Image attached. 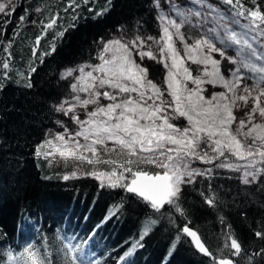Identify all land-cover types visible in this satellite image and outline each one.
Segmentation results:
<instances>
[{
    "label": "trees",
    "instance_id": "obj_1",
    "mask_svg": "<svg viewBox=\"0 0 264 264\" xmlns=\"http://www.w3.org/2000/svg\"><path fill=\"white\" fill-rule=\"evenodd\" d=\"M17 1L15 12L0 18V61L9 60L11 67L0 89V264H6V253L18 256L28 246L49 264H70L68 244L87 264H212L180 232L185 217L168 205L157 212L125 189L101 186L90 176L64 180L61 169L36 155L57 122L69 121L54 108L69 93L62 72L97 63L104 43L118 35L157 37L160 24L153 1ZM242 3L254 7L253 0ZM255 3L264 11V0ZM53 18L56 23L45 29ZM29 21L32 29L26 28ZM31 67L36 71L29 88ZM145 68L150 80L162 83L160 65L147 62ZM223 69L229 68L223 64ZM139 168L162 172L144 164ZM205 196H214V207ZM181 206L189 227L214 255H220L225 233L231 232L242 247L235 258L239 264H264V239L254 235L264 231V175L246 185L240 176L214 169L182 186Z\"/></svg>",
    "mask_w": 264,
    "mask_h": 264
},
{
    "label": "snow or ice",
    "instance_id": "obj_2",
    "mask_svg": "<svg viewBox=\"0 0 264 264\" xmlns=\"http://www.w3.org/2000/svg\"><path fill=\"white\" fill-rule=\"evenodd\" d=\"M153 3L161 25L159 38L137 35L127 42L108 41L98 54L100 63L65 71L63 78L72 77L75 81L70 84L73 95L54 108L65 116L70 115L77 129L69 132L65 127L64 132L54 138L58 143L43 141L37 146L36 155L47 159L58 152L65 161L110 165L108 172L91 173L101 180V186L106 180L107 186L121 187L135 194L157 212L168 205L185 217L180 232L190 237L196 249L209 257L212 264H239L235 259L242 252L238 240L231 232H226L223 248L218 250L220 255H214L198 232L189 227L181 196L182 186L195 183L197 176L212 174L211 168L193 167L197 161L241 173L242 183L246 185L264 175V11L255 0L253 8H247L242 0H223L233 10L229 14L209 4L208 0H194L199 7L187 9L167 0L173 13L169 15L161 9L160 0ZM10 7L11 11H6ZM14 11L13 0L0 2V13L10 16ZM19 19L23 21L25 17ZM55 23L53 18L44 28H52ZM185 26L198 32L191 43L182 30ZM39 42L40 37L36 44ZM177 42L182 48H177ZM229 49L235 55L228 56ZM135 56L141 61L147 58L163 64L166 69L164 89L148 79V69L137 63ZM222 60L235 65L227 78L220 69ZM189 61L198 66L195 76ZM0 69L3 70L0 71L2 89V81L10 78L9 60L0 61ZM35 71L34 67L29 70L26 84L29 88L32 87L31 73ZM246 72L252 74L248 77L254 81L251 85L244 83ZM205 85H219L224 91L206 97ZM90 105L93 107L88 111ZM78 110H83L86 119L80 118ZM237 111L242 112L239 118ZM180 118L186 121L184 126L172 122ZM57 123L64 127L62 121ZM109 142L113 147H108ZM46 147L53 148L54 152L41 151ZM101 152L126 158L123 162L103 160ZM85 153H91V158ZM140 164L154 165L162 172L150 174L141 170ZM69 178L63 177L64 180ZM214 201V196H205L209 206L214 207ZM254 235L264 239V231H256ZM67 249L71 254L70 264H87L73 254L75 246L68 244ZM224 249L228 250V255H224ZM6 257V264H49L47 258L31 246L18 256L8 252Z\"/></svg>",
    "mask_w": 264,
    "mask_h": 264
},
{
    "label": "rangeland",
    "instance_id": "obj_3",
    "mask_svg": "<svg viewBox=\"0 0 264 264\" xmlns=\"http://www.w3.org/2000/svg\"><path fill=\"white\" fill-rule=\"evenodd\" d=\"M0 2H7V0H0ZM16 2H18V1L17 0H13V4L14 5H15ZM173 2L176 3L180 8H184V9H187V8H198L199 7L198 5H195L194 0H173ZM208 3L212 4L214 7L218 8L220 11H222V12H224L226 14L232 13V11H233L231 8H227L225 6L226 4L223 3V0H208ZM160 7L165 13H167L169 15H173V13H171V11H170L169 4L167 3V0H160ZM152 8L156 12L157 17H158V10L155 8L153 2H152ZM6 11H11V7L6 9ZM14 12H12V14ZM39 14H40V10H37L35 12V16H38ZM4 16H5V14L0 13V18H2ZM13 23H19V20L16 19V17H13ZM244 23H245V21L243 19H241V24H244ZM159 24H160V22H159ZM32 26H33L32 25V21H29V22L26 23V28L32 29ZM186 29H188L190 31V35H187V36L190 37L189 43H191V39L196 38V36L198 35V32L195 29L189 28L188 26H185V29H182V30L185 31ZM160 34H161V25H160V29H159V34H158V36L156 38H159ZM134 38L135 37L128 38V37H125L124 35H118L116 37L111 38L109 41L119 39L122 42H127V41H130V40L134 39ZM148 43L151 44L152 42L149 41ZM176 46H177V48H182V45L179 42H177ZM153 51H155V47H153ZM226 54L228 56L235 55V53H234V51L232 49H229ZM181 55H183V52H181ZM216 58L220 59V57L218 55L216 56ZM135 59H136V62L139 63L142 67H145V64L147 62H152V63H155L157 65H160L161 69L164 71L165 75H164V79H163L162 83L159 84V86L161 87V89H164L166 87V85L164 83L165 76H166V69L164 68L163 64L157 63L156 61L149 60L147 58H145L144 60L141 61L138 56H135ZM98 63H100L99 60L95 64H98ZM95 64H93V65H95ZM188 64L191 67L192 74L194 76L197 75V67L198 66L195 65V64H191L190 61L188 62ZM223 64H226L227 67L229 68L227 71H225L223 69ZM78 67L79 66L73 67L71 69H75V68H78ZM234 67H235V65L229 63L227 60H222L221 61L220 69H221L222 74L225 75L226 78L230 76V73L234 69ZM65 71L62 72V74H61V79L64 80L65 82H67L68 85H69V93H68V95H67V97L65 99H71V96L73 94H72L71 89H70V84L75 82V81H74V79L72 77H68L67 79L63 78ZM74 75H79V73H74ZM251 75H252L251 73H247V72L245 73L246 79H245L244 83H247L248 85H251L254 82L252 79L248 78ZM148 79H149V76H148ZM189 87H192L190 82H189ZM205 89L206 90L204 92V95L206 97H209L212 93L224 91V89L221 86H219V85H217V86L205 85ZM82 95H84V94H82ZM165 96L167 98V93H165ZM102 103H107V101H102ZM92 107L93 106L90 105L89 108H88V111H91ZM59 113H61V112H59ZM78 113H79L80 118L82 120L86 119V116H85L83 110H78ZM61 114L64 115L63 113H61ZM236 114H237L238 118L240 116H242V112L241 111H237ZM66 117L69 119V121L63 122L64 127H62L61 124H58L56 129L53 131L52 135L49 136V138L47 140H53L54 143H58V142L55 141L54 138H55V136L57 134L63 133L64 130H65V127L68 129L69 132H74L77 129V125L73 123V121L71 120L70 115L66 116ZM172 122L173 123H175V122L184 123L182 126H184L186 124V121L184 120V118H180L178 120H173ZM66 139H67V137H66ZM81 142H83L82 138H81ZM108 147L109 148L113 147L111 142H109ZM43 151L54 152V149L46 147L45 149H43ZM85 155H88L91 158V153H85ZM99 155H100V158L103 159V160L112 159V160L119 161V160H124L126 158L125 156L118 155L117 153L108 154V153L101 152V153H99ZM47 159L49 160V164L51 166H54V167H57V168L61 169L64 172L65 175L70 177V179L90 176V177H93L94 179H96L98 182L101 183V180L95 178L93 175H91V173L93 171L108 172V171H110V168H111L110 165H105L103 163L96 164L95 166H93L91 164H88L86 161H77V160H72V159H69V160L65 161V160H63V159H61L59 157V153L58 152H55L53 156H50ZM216 163H219V161H217ZM144 165H149V166L155 167L154 165H150V164H144ZM192 166L195 167V168H200V169L211 168L212 169V173H213L214 169H216V170L224 171L225 173H228V174H234V175H238V176L241 177V173L230 171L227 168H217L213 164H202V163L197 161ZM73 173L76 174L74 177L72 175ZM104 184H107L106 180L104 181Z\"/></svg>",
    "mask_w": 264,
    "mask_h": 264
},
{
    "label": "water",
    "instance_id": "obj_4",
    "mask_svg": "<svg viewBox=\"0 0 264 264\" xmlns=\"http://www.w3.org/2000/svg\"><path fill=\"white\" fill-rule=\"evenodd\" d=\"M132 194V193H131ZM133 195H135V194H133ZM136 196V195H135ZM138 197V196H137ZM141 199V198H140ZM143 200V199H142ZM166 206V205H165ZM187 236V235H186ZM188 237V236H187ZM189 238V240L193 243V245H194V242L191 240V238L190 237H188ZM195 247V246H194ZM195 249H196V247H195ZM197 250V249H196ZM197 252H199L198 250H197ZM200 253V252H199ZM201 255H203V256H205L204 254H202V253H200Z\"/></svg>",
    "mask_w": 264,
    "mask_h": 264
}]
</instances>
